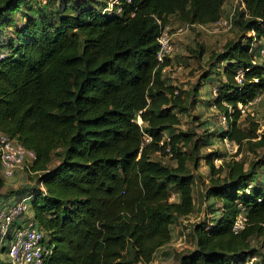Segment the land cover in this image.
<instances>
[{"label": "trees", "instance_id": "1", "mask_svg": "<svg viewBox=\"0 0 264 264\" xmlns=\"http://www.w3.org/2000/svg\"><path fill=\"white\" fill-rule=\"evenodd\" d=\"M224 2L119 0L109 9V0H0V132L36 156L35 180L20 199L32 194L30 211L48 242L41 264L151 262L174 220L194 209L187 163L198 157L218 212L207 228L194 226V247L176 264H244L259 253L251 241L264 237V130L249 115L242 121L238 104L245 111L264 92V0H237L230 22L238 38L214 55L225 66L203 78H216L222 135L240 158L216 167L211 153H200L205 134L194 140L178 129L196 92L167 84L170 59L156 56L158 20L213 23ZM242 211L244 227L234 231Z\"/></svg>", "mask_w": 264, "mask_h": 264}, {"label": "rangeland", "instance_id": "2", "mask_svg": "<svg viewBox=\"0 0 264 264\" xmlns=\"http://www.w3.org/2000/svg\"><path fill=\"white\" fill-rule=\"evenodd\" d=\"M41 1L44 3L46 0ZM109 1L111 2V0ZM236 6L237 0H225L221 21L215 24L188 25L180 22L174 15L168 21L171 28L177 26H184V28L171 37L173 51L168 56L170 64L163 69V78L167 84L176 86L184 95L187 92L191 93L193 89L196 92L192 98H189V101L192 102L190 114L182 117L178 129L193 131L194 140H197L199 135L205 134V138H208L207 144L201 145L200 153L203 155L211 153L216 167L223 159L228 160L232 156L238 159L241 154L235 156L237 147L233 143L234 141L222 135L227 125L222 119L224 113L219 112L213 102L218 94L216 78L212 74H210L212 81L203 80V78L212 67L223 68L225 66L226 61L218 63L215 61L214 55L221 52L222 46L227 40L238 38L239 33L230 22ZM109 9H111L110 6ZM19 14L20 12L15 16L17 21H21ZM250 35L252 34L246 33V37H250ZM0 39H4L3 35L0 36ZM243 41L246 42V39ZM0 43L3 42L0 40ZM257 43L256 41L252 42V45L256 46ZM201 49L203 54L199 57L198 53ZM261 50L262 48L259 50L257 60L262 64L264 63V55ZM257 98L256 102L245 107L241 120L246 123L247 115L253 117L259 123V131H262L264 130V92ZM231 111L232 107L228 106V112ZM137 120L140 122L139 118ZM186 148L191 150L193 145L190 144ZM163 161L170 164L175 163L169 156L163 157ZM194 163L193 158L187 163L193 180L194 209L189 215L179 216L174 220L171 225L170 241L157 249L152 261L147 264H176L178 254L185 253L187 249L194 247L192 237L194 226L203 223L207 228L218 212L213 208L218 207L219 204H214L213 199L206 197V190L211 177L210 169L203 158L199 159L198 157V164L195 165ZM35 175L29 167L17 170L9 178L4 177L0 170V208L20 200L22 189L34 182ZM32 197V194L25 195L27 201ZM171 199L175 200L177 196L172 194ZM30 213L32 214L31 211ZM4 245L5 241L0 238V263L8 264ZM251 245L258 249L259 253L250 257L244 264H264V237H256L251 241Z\"/></svg>", "mask_w": 264, "mask_h": 264}, {"label": "built area", "instance_id": "3", "mask_svg": "<svg viewBox=\"0 0 264 264\" xmlns=\"http://www.w3.org/2000/svg\"><path fill=\"white\" fill-rule=\"evenodd\" d=\"M118 1H109L108 8L109 6L112 8L113 4L118 3ZM121 7L119 5L117 9L121 10ZM219 21H221V18L211 24ZM158 24L159 34L157 40L159 47L156 56L159 61H163L173 51L172 35L181 32L184 26L171 28L168 23L163 24L160 20H158ZM261 53H264V49L261 50ZM241 77L242 74L237 75L236 79L240 81ZM257 99V97L254 98L250 104L256 102ZM238 105H240L239 109L243 112L244 108L241 103ZM222 119L223 122L226 121L225 114H223ZM235 146L237 147L236 144ZM166 151H169V148H166ZM35 157L32 149L14 142L6 134L0 132V170L4 177H12L17 170L29 167ZM238 216L240 217L238 218ZM245 220V214L242 211L234 220L233 230L242 229ZM0 238L5 241L8 264H41L44 257L50 253L45 234L30 213V205L25 198L0 208Z\"/></svg>", "mask_w": 264, "mask_h": 264}, {"label": "crops", "instance_id": "4", "mask_svg": "<svg viewBox=\"0 0 264 264\" xmlns=\"http://www.w3.org/2000/svg\"><path fill=\"white\" fill-rule=\"evenodd\" d=\"M7 261H8V259H7ZM0 264H2V263H0Z\"/></svg>", "mask_w": 264, "mask_h": 264}]
</instances>
